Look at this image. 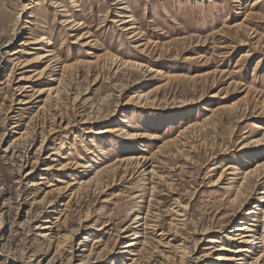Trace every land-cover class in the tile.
<instances>
[{
    "label": "rangeland",
    "instance_id": "obj_1",
    "mask_svg": "<svg viewBox=\"0 0 264 264\" xmlns=\"http://www.w3.org/2000/svg\"><path fill=\"white\" fill-rule=\"evenodd\" d=\"M263 199L264 0H0V264H264Z\"/></svg>",
    "mask_w": 264,
    "mask_h": 264
},
{
    "label": "bare ground",
    "instance_id": "obj_2",
    "mask_svg": "<svg viewBox=\"0 0 264 264\" xmlns=\"http://www.w3.org/2000/svg\"><path fill=\"white\" fill-rule=\"evenodd\" d=\"M254 5H255V3H254ZM253 5V6H254ZM58 7V6H57ZM129 21H124L122 24L123 25H125V24H127ZM29 23V22H28ZM82 24H79V26H81ZM130 29H133V28H129V29H127V30H130ZM41 41H42V39H41ZM41 41L39 40H34V39H32L31 41H26V42H24L22 45H24V46H26V45H37V44H39V43H41ZM27 42H28V44H27ZM19 52L18 53H21L20 52V50H18ZM24 52V51H23ZM46 52H50L49 50H47ZM17 53V54H18ZM48 56V55H47ZM47 56H42L41 57V59L42 58H45V57H47ZM245 56H248V55H245ZM29 62V61H28ZM40 62V61H39ZM31 64V63H30ZM124 64H126L127 65V63H124ZM15 65H17V64H15ZM21 65V64H20ZM27 64L25 63L24 64V66H26ZM121 65H123V63H121L120 64V66ZM117 67H118V64L116 65ZM131 66H133V64L131 65ZM134 66H136V65H134ZM137 66H139V65H137ZM17 67V66H16ZM15 67V68H16ZM27 67V66H26ZM14 69V68H13ZM44 71H47V68H45L44 69ZM153 72V71H152ZM41 77H42V72L40 73V75H39V79H41ZM22 80H23V78H22ZM30 88V87H29ZM53 91V90H52ZM52 91H50V92H52ZM56 93V97L59 95V92H55ZM27 103V102H26ZM23 104V103H22ZM25 104V103H24ZM57 117V116H56ZM97 118V117H96ZM95 118V119H96ZM51 120H52V118H51ZM56 120V119H55ZM101 120V119H100ZM66 121V120H65ZM64 120H62L61 119V128L63 127V129H68L69 127H70V123H67V122H65ZM52 122V121H51ZM64 122V123H63ZM86 122L87 121H83V123H85L86 124ZM96 122V121H95ZM67 123V124H66ZM82 123V124H83ZM94 123V122H93ZM66 125V127H64ZM72 125V124H71ZM56 128V127H55ZM254 129H257V130H259V129H263V127H261L260 125H258V124H256L255 126H254ZM54 131V129H50V133L51 132H53ZM104 131V130H103ZM90 132V131H89ZM106 132H109V133H111L110 132V130L109 131H106ZM51 134H53V133H51ZM23 135V134H22ZM50 136V135H49ZM133 135H130V137H132ZM23 138V137H22ZM156 138V137H155ZM46 140V139H45ZM16 141V140H15ZM257 142V141H256ZM15 143V142H14ZM46 143V142H45ZM258 143H259V141H258ZM138 160V159H137ZM138 164V166H140V163H137ZM136 165V164H135ZM66 166H62V167H60L59 168V170H63L64 168H65ZM89 167V166H88ZM151 167V166H150ZM49 168V167H48ZM86 168V167H85ZM141 169V168H140ZM227 169H230V168H227ZM46 170V169H45ZM116 170V169H115ZM46 171H49V170H46ZM50 172V171H49ZM259 172V171H258ZM30 174V173H29ZM255 174H256V172H255ZM50 175V174H49ZM26 176H28V175H26ZM40 180L42 181H47L48 180V174H44V175H42V177L40 178ZM103 181V180H102ZM244 183V182H243ZM36 185L37 184H34V185H32V187H36ZM39 185H43V182L42 183H40ZM38 186V185H37ZM85 186V185H84ZM67 189V188H66ZM57 191V189H53V190H51V192H56ZM51 192H49V194L51 193ZM67 192V191H66ZM44 202V201H43ZM262 202L264 203V199L262 200ZM45 203V202H44ZM42 204V203H41ZM49 206V207H51V205H52V203H46V206ZM46 206H44V207H46ZM238 209H242V207H239ZM260 210H264V207L263 208H261V206H259V205H255V206H253V208L249 211V212H247V216H251L252 218L254 217V215L256 214V211H260ZM236 212V211H235ZM238 212V211H237ZM176 213H178V217H182V218H185L186 217V215L187 214H185L186 212L185 211H183V210H181L180 209V211H177ZM59 218V217H58ZM58 218H56V219H58ZM252 218H249V219H244L245 221H251V219ZM54 219V218H53ZM140 219H142V218H139V220ZM60 220V219H59ZM243 219H242V221L241 222H239L240 224L239 225H237L236 227H234L228 234H229V236H227V238L229 239V240H231V241H233V242H235L236 244L238 243V244H240V245H244V246H241V247H238L237 248V250L235 251V255H237V257H240V256H243V255H241V254H243L244 252H247V250H246V248H248L249 246H247V245H250V244H252V243H254L252 240H251V236L250 235H248L247 234V232H251V230H250V228H249V224H247V222H245ZM254 220V219H253ZM185 220L183 219V221L182 222H184ZM50 223V222H49ZM175 227H178V225H174ZM186 225H185V223H182L181 224V227L182 228H184ZM43 231H45L44 233H43V235H41V236H43V237H51L52 236V234H49L50 233V231H51V227L49 226V225H47V226H44V227H42L41 228ZM210 231H212V230H210ZM210 231L208 232L207 230H205V232L203 233L204 235H207L208 233H210ZM62 237V236H61ZM66 238V237H65ZM51 239V238H50ZM67 239H68V237H67ZM65 240V239H64ZM68 241V240H67ZM66 241V242H67ZM212 243H216V242H214V240H210ZM217 243H219V242H217ZM136 244H134L133 242H130V243H128V244H126L125 246H124V248L125 249H128L127 251H126V253H129V255H131V256H136L134 253H132V248L135 246ZM58 246V245H57ZM181 248H179V251H180V253L182 254L181 256H180V262H179V264H183V263H185L186 261H187V258H188V254H187V249L188 248H186L185 246L183 247V245H182V243L179 245ZM59 247V246H58ZM70 247V246H69ZM85 248H87L88 246H84ZM79 251V250H78ZM82 251V250H81ZM214 251V253L215 252H217V251H222L221 249H216V250H213ZM82 252H89L90 253V251L89 250H83ZM70 256L68 257L69 258V260H68V263L69 264H71V262L73 261V260H75L76 259V250H75V248L72 246V247H70ZM83 256H84V254H83ZM83 256H81V257H83ZM89 256H90V254L88 255V256H86V257H83V259L81 260V262H80V264H86V263H88L91 259L89 258ZM213 256H214V261H216V262H218V264H221L222 262L223 263H226V262H232V261H237V259H236V257H234V256H226V255H224V254H213ZM190 258V257H189ZM90 259V260H89ZM198 259H200V258H198ZM240 260V259H239ZM238 260V261H239ZM66 261V260H65ZM185 261V262H184ZM191 261V259L189 260V262ZM131 262H135V260L134 259H132L131 260ZM204 262V261H203ZM257 262V261H256ZM75 263V262H74ZM91 263V262H90ZM222 263V264H223ZM192 264H199V263H197L196 261H193L192 262ZM217 264V263H216ZM255 264H258V263H255Z\"/></svg>",
    "mask_w": 264,
    "mask_h": 264
}]
</instances>
